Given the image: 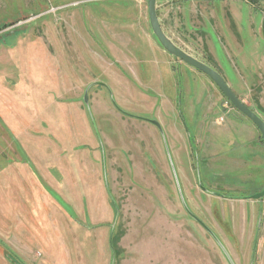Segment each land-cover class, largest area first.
<instances>
[{"label": "rangeland", "instance_id": "1", "mask_svg": "<svg viewBox=\"0 0 264 264\" xmlns=\"http://www.w3.org/2000/svg\"><path fill=\"white\" fill-rule=\"evenodd\" d=\"M237 1L252 25L236 35L237 57L218 53V68L264 120V0ZM155 6L166 31L193 47L175 33L173 0ZM146 12V0H0V264H229L182 209L157 127L118 112L98 85L88 110L93 81L124 111L158 120L189 209L235 264H250L261 217L252 264H264V198L234 199L263 190L264 172L255 187L229 174L195 178L175 97L182 78L207 77L163 52ZM208 91L244 116L215 85Z\"/></svg>", "mask_w": 264, "mask_h": 264}, {"label": "crops", "instance_id": "2", "mask_svg": "<svg viewBox=\"0 0 264 264\" xmlns=\"http://www.w3.org/2000/svg\"><path fill=\"white\" fill-rule=\"evenodd\" d=\"M173 3L177 5V11H174L172 18L177 21L179 27L175 33L186 40L189 39L195 47L186 48L178 43L176 41L178 39L173 38L174 33L172 32L171 36L166 31L162 19L158 17L163 31L182 49L213 66L222 75L218 68V53L223 52L227 59L230 55L237 57L241 53L237 48V36L242 34L247 26L251 27L252 10L243 12L241 3L237 0H173ZM184 4L187 9L185 13L180 8ZM200 18L204 22L202 27L195 25ZM182 20H185L184 27L180 25ZM261 35L264 37L263 30ZM247 45L248 48L245 49L250 55L253 51L252 43L250 47V38ZM200 47L202 54L189 51L198 50ZM203 56H208L209 60ZM186 65L206 76L192 66ZM182 80L180 93L175 97L179 120L175 125L183 132L193 159L196 158L199 164V167L195 168L197 173L199 171L204 173L209 180H213L215 174H229L232 179H241L246 186L255 187L260 172H264V143L259 140L257 128L248 118L235 117L231 112H225L219 100L208 91L215 85L208 77L194 79L186 77ZM169 95L171 99L173 95Z\"/></svg>", "mask_w": 264, "mask_h": 264}, {"label": "water", "instance_id": "3", "mask_svg": "<svg viewBox=\"0 0 264 264\" xmlns=\"http://www.w3.org/2000/svg\"><path fill=\"white\" fill-rule=\"evenodd\" d=\"M147 2V14H148V21H149V26L151 29V32L153 34V36L155 37L154 39L157 40L158 44L161 46V48L164 50V52H167L169 55L185 62V64H188L190 66H192L193 68L199 70L200 72L204 73L217 87V89L220 90V92L224 95V97L228 100V102H230V104L236 108L239 112L240 115H244L246 118H248L253 124L254 127L257 128V130L259 131L260 134V139L263 141L264 143V120L258 115L256 114L255 111H253L249 106H247L243 101H241V99L239 97L236 96V94L233 92V90L231 89V87L228 85V83L225 81V79L223 78V76H221V74L215 70L213 68V66H209L208 64H206L205 62L199 60L198 58L192 56L191 54H189L187 51H185L184 49H182L180 46H178L175 42L172 41V39L166 35V33L163 31L160 22L158 20L157 14H156V0H146ZM102 86L104 87L108 94L111 96V100L113 103V107H115L119 112L128 115L130 117H133L135 119H140V120H144L147 121L149 123H152L154 126L157 127V129L159 130L161 136H162V141L164 144V148H165V152H166V157L168 159V162L170 164L171 167V171H172V176L174 178V182H175V186L177 188L178 191V196L182 205V209H184V211L186 212V214L193 220H195V222H197L198 224H200L202 226V228L208 233V235L213 239V241L216 243V245L218 246V248L220 249V251L223 253V255L225 256L226 260L228 261L229 264H235L234 260L231 258L230 254L228 253L226 247H224V244L221 242V240L218 238V236L204 223L202 222V220L200 218H198L194 213H192V211L189 209L186 200L183 196V192L179 183V178L176 172V168L174 166L173 160L169 148H168V144L164 135V131L161 124L158 122V120L154 119V118H145L139 115H134V114H130L126 111H124L123 109H121L116 102L114 101V98L112 96L111 90L109 88V86L102 82V81H93L90 84L87 85V87L84 90V93H82L83 97L82 100L86 106V108H88V110H90V106H89V99H88V92L90 90L91 87L93 86ZM238 199H253V200H263L264 198V189L261 190L260 192H256L254 194L248 195V196H242V197H237ZM262 214V213H261ZM261 217L259 216L258 218V225L256 228L255 233V237H254V244L253 246V250H252V258L250 264L253 263L255 254H256V249H257V239H258V232L260 230V224H261Z\"/></svg>", "mask_w": 264, "mask_h": 264}, {"label": "flooded vegetation", "instance_id": "4", "mask_svg": "<svg viewBox=\"0 0 264 264\" xmlns=\"http://www.w3.org/2000/svg\"><path fill=\"white\" fill-rule=\"evenodd\" d=\"M116 109V108H115ZM117 110V109H116ZM118 111V110H117ZM119 112V111H118ZM121 113V112H120ZM123 114V113H122ZM125 115V114H124ZM196 173H197V171L195 170V178H196ZM198 183V182H197ZM199 186V185H198ZM200 187V189L202 190V191H204V192H206V193H210L211 195H214V196H218V197H221V198H224V199H227V197H224V196H221V195H217V194H215V193H212V192H210L207 188H203V187H201V186H199ZM255 193V192H254ZM254 193H249L248 195H251V194H254ZM248 195H243V196H248ZM242 197V196H241ZM230 199H232V198H230ZM234 199H238L237 197L236 198H234ZM257 225H258V220H257V223H256V228H257ZM260 227H261V224H260ZM256 231V230H255Z\"/></svg>", "mask_w": 264, "mask_h": 264}, {"label": "trees", "instance_id": "5", "mask_svg": "<svg viewBox=\"0 0 264 264\" xmlns=\"http://www.w3.org/2000/svg\"><path fill=\"white\" fill-rule=\"evenodd\" d=\"M261 142L263 143V141L261 140Z\"/></svg>", "mask_w": 264, "mask_h": 264}]
</instances>
